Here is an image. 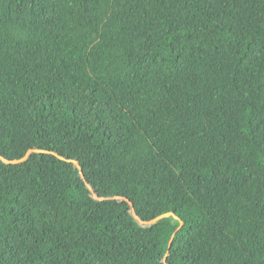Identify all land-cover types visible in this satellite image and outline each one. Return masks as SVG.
I'll return each mask as SVG.
<instances>
[{"label": "trees", "instance_id": "1", "mask_svg": "<svg viewBox=\"0 0 264 264\" xmlns=\"http://www.w3.org/2000/svg\"><path fill=\"white\" fill-rule=\"evenodd\" d=\"M0 264H264V0H0Z\"/></svg>", "mask_w": 264, "mask_h": 264}]
</instances>
